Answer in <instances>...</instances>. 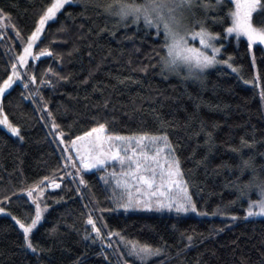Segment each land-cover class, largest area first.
I'll return each mask as SVG.
<instances>
[{"label":"trees","instance_id":"1","mask_svg":"<svg viewBox=\"0 0 264 264\" xmlns=\"http://www.w3.org/2000/svg\"><path fill=\"white\" fill-rule=\"evenodd\" d=\"M109 2L93 0L86 8L74 2L45 25L33 52L45 49L53 55L29 58L30 74L39 82L51 68L66 79L44 76L54 86L40 85V96L30 95L36 85L25 88L26 81L20 79L0 96L4 112L23 136L21 140L0 125V200L9 196L7 212L26 220L34 216L35 205L22 189L62 169L63 145L56 143L50 121L41 119L46 114L39 111L47 104L61 128H71L74 135L105 122L109 133H166L192 199L210 216L111 212V194L100 181L101 170H90L84 175L87 187L80 186V192L70 176L61 188L46 190L48 209L32 233L33 243L43 250L39 255L23 246L22 232L11 216L0 214V264H121L107 247L109 241L84 238L91 233L85 222L91 211L107 225L104 231L153 245L166 242V254L153 258L152 264H264V217L246 216L247 200L237 199L236 188L253 175L264 179V48L254 44L249 49L245 39L222 33L219 59L228 64L207 70L199 79L161 74L153 37L131 21L125 27L95 6ZM50 3L0 0V8L11 16V21H0V83L22 51L16 31L30 35ZM228 8L232 4L224 11ZM209 26L221 32L211 21ZM146 65L156 66L140 71ZM244 161L249 167L241 174ZM57 175L63 176V171ZM186 235L193 236L190 245ZM110 242L117 246L116 236ZM119 249L126 251L121 245ZM125 259L132 264L133 258Z\"/></svg>","mask_w":264,"mask_h":264},{"label":"snow or ice","instance_id":"2","mask_svg":"<svg viewBox=\"0 0 264 264\" xmlns=\"http://www.w3.org/2000/svg\"><path fill=\"white\" fill-rule=\"evenodd\" d=\"M92 2L93 0H79L80 5L85 8ZM73 3L74 0H51V3L38 15L30 35L23 37L19 30L16 31L22 51L14 58L11 73L0 83V96H3L6 90L20 79L26 81L25 88L36 85L35 92L30 93L35 96H40V85H52L51 79H44L49 73L57 80L66 79L49 68L37 82V76L34 73L30 74L32 65L29 64V58L38 59L40 56L53 55L51 51L45 49H40L34 54L33 49L40 41L45 25L54 20L62 9L66 6L71 7ZM229 4H233L234 8H228L225 12L224 9ZM95 6L117 17L125 27H128V22L131 21L138 30H146V34L152 36L157 43L153 53L161 66V74L166 71L183 79H199L208 69L218 64H228V60L218 58L223 47L221 40L225 38L222 33L234 34L237 39L246 37L249 49L256 43L264 44V0H139V2L111 0L109 3H96ZM198 12H203V17L197 18ZM0 21H11V16L2 8H0ZM209 21L220 26L221 32L212 30ZM226 24L228 26L225 27ZM7 26V24L3 25V27ZM195 42H198L200 47L193 46ZM155 66L146 65L140 71L147 72L149 67ZM258 78L259 74H257ZM260 97L264 100V89L261 90ZM40 98L42 102L43 97ZM39 111L46 114L41 119L50 121L51 134L54 138H59L56 143L63 145L60 148L62 153L60 158L64 161L62 169H57L51 175L44 176L31 186L22 189L27 193L31 204L35 205L34 216H29L26 220L20 219L6 210L5 203L10 201L9 196L6 195L0 200V214L6 213L11 216L22 230L23 246L33 254L39 255L43 251L33 243L32 233L41 223L43 213L48 207L45 199L46 190L50 187L61 188V182L71 176V182L77 185L75 191L80 192V186L87 187L84 175L92 169L104 170L115 164L119 165L121 171L117 173L113 170L109 175L115 179L112 199L120 207L156 211L166 209L169 212L174 211L177 215L189 212L201 216L208 215L207 212L198 211L196 202L189 194L188 182L183 178L179 158L175 156V148L166 133L162 132L159 135L144 133L134 136L109 134L105 122L97 123L89 130L74 135L71 128L68 132L61 128L47 104H44ZM0 125L6 126L12 135L23 139L20 127L9 120L2 105H0ZM242 143L247 142L242 141ZM110 161L113 164H109ZM243 164L244 167L240 169L241 174L244 168L249 167L248 161H244ZM69 168L73 171L69 172ZM61 170L63 176H58L57 172ZM108 182L105 180L106 184ZM236 188L239 193L237 199L247 200L246 216H264V179L253 175L248 182L237 184ZM253 192L258 194V198L252 199ZM120 201L124 202L120 203ZM215 214L217 213H213ZM231 218L236 219L235 216ZM98 219L101 218L94 219L91 213L87 214L85 222L91 226V233H94L95 237L88 233L84 238L92 239L93 243L96 239L104 241L107 238L109 240L107 247L113 249L121 264H130L125 256L133 258L132 264H152L153 258L166 254V242L153 245L126 239L120 233L111 230L102 232V227L107 228V225L101 223V226H98ZM112 236L120 238L116 247L110 242ZM186 240L190 245L193 236L186 235ZM120 242L123 243L126 251H119ZM105 258L107 259V255ZM77 264H80L79 260ZM157 264H163V261Z\"/></svg>","mask_w":264,"mask_h":264},{"label":"rangeland","instance_id":"3","mask_svg":"<svg viewBox=\"0 0 264 264\" xmlns=\"http://www.w3.org/2000/svg\"><path fill=\"white\" fill-rule=\"evenodd\" d=\"M77 1H79V0H74V2H77ZM232 7L234 8V5L232 4ZM199 13V12H198ZM198 18V17H197ZM234 35V34H233ZM240 38H243V39H245L246 41H247V38L246 37H240ZM256 44H258V45H260V46H262L263 48H264V44H259V43H256ZM193 46H195V47H200V45H199V43L198 42H195L194 44H193ZM40 57H42V56H40ZM219 58V57H218ZM253 55H252V53H251V59L253 60ZM219 65V64H218ZM254 65V69H255V75H257V73H256V67H255V64H253ZM217 66V65H216ZM215 66V67H216ZM214 68V67H213ZM210 69H212V68H210ZM209 70V69H208ZM261 103L263 104V100H261ZM264 106V105H263ZM264 108V107H263ZM109 133V132H108ZM109 134H115V135H121V136H134V135H141V134H118V133H109ZM150 135H159V134H150ZM57 139H59L58 137H56ZM176 156V155H175ZM109 164H113V162H109ZM92 170H96V169H92ZM113 170H115L117 173H119L120 171H121V169H120V167H119V165L118 164H115L113 167H108V168H106V169H104V170H101V172H100V174H99V178H100V181H101V183L103 184V185H105L108 189H109V191H110V194H111V199H112V189H113V187H114V185H115V179L114 178H112L110 175H109V173H111ZM102 177H104V179H101ZM184 178V177H183ZM77 179H78V177H77ZM105 180H108L109 182L106 184L105 183ZM188 187V186H187ZM51 189H56V188H48L47 190H51ZM188 190H189V188H188ZM189 194H190V192H189ZM191 195V194H190ZM124 201H120V203H123ZM112 204H113V206H112V208L110 209V211L111 212H114V211H122V212H127V211H150V212H155V213H175L174 211H172V212H169L168 210H161V211H156L155 209H153V210H147V209H143V208H124V207H120L119 206V204L116 202V201H114L113 199H112ZM43 207V206H42ZM48 209V208H47ZM247 209V208H246ZM100 211V210H99ZM198 211H200V210H198ZM46 212V211H45ZM44 212V213H45ZM44 213H43V215H44ZM4 214H6V213H4ZM186 214H192V215H194V216H198V217H207V216H210L209 215V213H208V215H205V216H201V215H197L196 213H191V212H189V213H186ZM251 217H259V218H261V217H264V216H251ZM98 218V217H97ZM99 220V219H98ZM98 220H97V223H98V226H100L101 225V223H103L104 224V222H103V220L102 219H100V221L98 222ZM100 224V225H99ZM90 226V225H89ZM17 227H18V225H17ZM19 228V227H18ZM90 229H91V226H90ZM21 232H22V230H21ZM105 232H107L106 230H105ZM94 234V233H93ZM95 235V234H94ZM116 240L119 242L120 241V238L119 237H117L116 236ZM105 241H109L107 238L105 239ZM120 245L121 246H123V243L122 242H120ZM115 246V245H114ZM116 247V246H115ZM124 247V246H123ZM119 251H120V249H119Z\"/></svg>","mask_w":264,"mask_h":264}]
</instances>
